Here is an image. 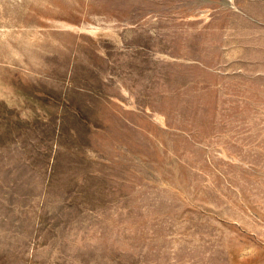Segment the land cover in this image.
<instances>
[{
  "label": "rangeland",
  "instance_id": "1",
  "mask_svg": "<svg viewBox=\"0 0 264 264\" xmlns=\"http://www.w3.org/2000/svg\"><path fill=\"white\" fill-rule=\"evenodd\" d=\"M0 264H264V0H0Z\"/></svg>",
  "mask_w": 264,
  "mask_h": 264
}]
</instances>
